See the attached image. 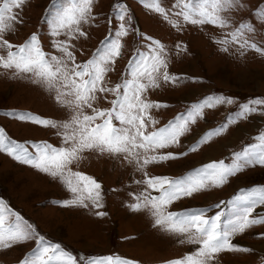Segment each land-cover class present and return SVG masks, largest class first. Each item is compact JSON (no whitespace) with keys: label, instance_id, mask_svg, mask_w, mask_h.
I'll list each match as a JSON object with an SVG mask.
<instances>
[{"label":"snow or ice","instance_id":"1","mask_svg":"<svg viewBox=\"0 0 264 264\" xmlns=\"http://www.w3.org/2000/svg\"><path fill=\"white\" fill-rule=\"evenodd\" d=\"M139 2L176 31H183L188 25L227 30L225 38H214L224 53L232 54L230 48H235L241 56L249 50L264 55V46L249 37L259 32L257 24L264 28V8L237 20L235 13L246 8L243 0H175L171 9L162 6V0ZM26 3L27 0L0 2V70L42 86L65 116L56 120L29 112L10 113L14 119L56 130L60 144L17 142L0 128V153L59 180L70 193V198L60 202L61 207L90 209L99 217L107 215L99 211L104 207L103 185L82 171H74L73 165L86 159L85 154L94 153L139 173L141 178L133 177L132 183L140 190L129 193L133 202L126 206L134 213L146 214L154 229L174 237L176 243L193 246L187 253L163 264H216L223 252H253L234 240L254 226H264V214L257 211L264 210V186L241 189L232 199L221 201L214 208L171 209L185 198L223 187L247 168L264 167V130L232 152L228 162L210 161L178 177L151 175L148 168L196 153L225 134L230 126L254 114L264 115V98L239 103L222 124L187 141L190 145L187 150L167 151L181 146L204 118L206 109L236 103L231 97L212 94L191 103L185 111L158 127L159 121L152 113L169 105L151 100L149 94L163 85L179 86L185 79L168 69L174 55L187 53V45L177 43L169 49L160 40L134 28L127 5L117 2L109 19L111 31L88 60L77 62L72 41L87 38L83 25L96 19L95 0H53L44 18L52 38V51L45 50L38 33L19 45L6 38L15 32L16 24L22 23L21 13ZM133 34L138 38L137 46L120 82L109 86L106 78L124 52V39ZM61 36L65 39H59ZM101 100L110 107H100ZM27 242H35V247L20 264H136L119 255L78 257L61 243L46 239L0 201V250Z\"/></svg>","mask_w":264,"mask_h":264},{"label":"rangeland","instance_id":"2","mask_svg":"<svg viewBox=\"0 0 264 264\" xmlns=\"http://www.w3.org/2000/svg\"><path fill=\"white\" fill-rule=\"evenodd\" d=\"M117 2L127 5L134 28L160 40L169 49H173L177 43L187 45V53L174 55L168 69L170 73L185 79L179 86L163 85L149 94L151 100L169 105L153 111L152 114L159 121L158 127L185 111L191 103L199 102L206 96L223 95L236 101L232 105L206 109L204 118L193 127L192 133L182 141L181 146L167 151L187 150L190 146L187 141L222 124L238 108L239 103L251 98H264V55L249 50L241 56L235 48H230L232 54L224 53L219 50L214 38H225L227 30L221 31L210 25H188L183 31H176L161 16L147 10L139 0H95L93 14L96 19L91 24L83 25L87 38L72 41L77 62L88 60L111 31L109 19ZM174 2L175 0H162V6L171 9ZM243 2L246 8L235 13L237 20L248 18L258 8H264V0ZM52 3L53 0H27L21 13L22 23L16 24L15 32L8 34L6 38L19 45L31 34L38 33L45 50L52 51V38L44 23ZM257 28L259 32L249 34V37L264 46V28L259 24ZM59 39L65 37L61 36ZM137 39L134 34L124 39V52L117 60L114 71L106 78L109 86L120 82L132 51L137 46ZM99 106L110 107L103 100ZM14 112H29L56 120L65 116L51 94L42 86L0 70V128L17 142L60 144L56 130L14 119L10 115ZM260 130H264V115L254 114L247 120L230 126L225 134L213 139L198 152L180 160L151 165L148 172L151 175L178 177L210 161L224 159L228 162L230 154L250 143L251 137ZM85 155L86 159L73 165V170L82 171L103 185L104 207L99 211L107 215L99 217L90 209L61 207L60 202L70 198V193L59 180L19 163L6 153H0V201L32 224L46 239L61 243L78 257L119 255L136 264H163L164 261L180 257L192 249L193 246L180 245L174 237L154 229L146 214L134 213L126 206L133 202L129 193L140 190L139 186L132 183L133 177L141 178L139 173H133L131 168L110 157H98L94 153ZM256 186H264V167L247 168L231 177L223 187L185 198L174 204L171 210L214 208L221 201L232 199L241 189ZM257 211L264 214L262 209ZM234 242L254 251L223 252L219 254L216 264H264V226H254L237 236ZM34 247L35 242H27L0 250V264H20Z\"/></svg>","mask_w":264,"mask_h":264}]
</instances>
